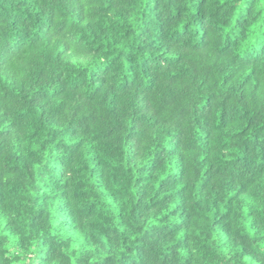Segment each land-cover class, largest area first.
I'll use <instances>...</instances> for the list:
<instances>
[{
    "label": "trees",
    "instance_id": "obj_1",
    "mask_svg": "<svg viewBox=\"0 0 264 264\" xmlns=\"http://www.w3.org/2000/svg\"><path fill=\"white\" fill-rule=\"evenodd\" d=\"M245 2L250 10L239 0H198L192 13L183 0H168L179 10L166 35L246 52L260 40L264 0ZM137 22L133 13L128 40ZM121 46L105 36L97 50ZM211 114L214 128L201 129L199 139L136 153L95 151L97 144L77 140L64 154L41 113L22 155L0 168V264H264V167L250 155L264 159L261 137L250 121L225 132L223 107Z\"/></svg>",
    "mask_w": 264,
    "mask_h": 264
},
{
    "label": "clouds",
    "instance_id": "obj_2",
    "mask_svg": "<svg viewBox=\"0 0 264 264\" xmlns=\"http://www.w3.org/2000/svg\"><path fill=\"white\" fill-rule=\"evenodd\" d=\"M183 3L198 10V0ZM238 7L250 10V3ZM178 10L168 0H0V168L22 155L41 113L61 153L77 140L97 144L95 151L136 153L173 138L199 139L201 129L214 128L213 106L223 107L224 131L250 121L264 157V25L246 52L219 53L166 35ZM105 36L122 40L118 53L97 50ZM248 68L257 71L248 76Z\"/></svg>",
    "mask_w": 264,
    "mask_h": 264
}]
</instances>
